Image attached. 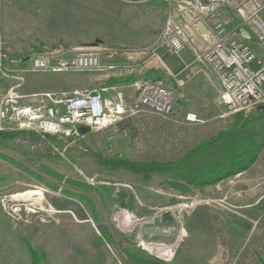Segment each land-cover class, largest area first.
<instances>
[{
    "label": "rangeland",
    "instance_id": "obj_1",
    "mask_svg": "<svg viewBox=\"0 0 264 264\" xmlns=\"http://www.w3.org/2000/svg\"><path fill=\"white\" fill-rule=\"evenodd\" d=\"M105 2L109 4L108 8L98 6ZM26 3L34 4V0H16L11 7L8 0H0V36L6 42L5 56L14 59L17 55L29 54L32 47L40 42L50 46L65 44L67 47H86L100 39L102 42L96 45L107 49L102 54V63L117 66L105 71L30 75L29 81L31 76H40L43 83L51 82V87L93 88L102 85L101 82L111 74L136 72L142 75L146 66L159 65L169 76L176 75L185 82L184 88L188 94L185 109L207 120L204 123H188L181 116L167 119L151 113H137L124 118L115 126L77 140L74 147L68 150L70 162L48 155L4 151L15 162L0 160V234L11 233L9 228H12L16 234H25L28 242L36 243L42 250L55 248L86 252L98 247L114 252V260L118 264H126L124 250L131 248L136 239L174 248V255L168 261L159 255L160 250L149 252L139 248L144 255L164 264H179L180 257L177 255L180 249L186 255L187 264H249L246 255L248 241L241 240L238 250L231 251L223 233L227 228L223 218H250L254 221L258 215L256 212L260 207L251 209L254 207L248 208L247 205L264 194V149L247 170L203 190L193 188L187 194L170 187L165 178L157 175L144 181L140 175L125 171L108 174L97 165L96 153L104 157L125 156L138 161L175 159L189 147L225 129L233 116H216L220 113L215 103L220 87L207 65L199 64L182 70L183 61L189 62L193 58L192 54L189 56L190 51L186 48L181 52L182 61L179 56L169 54L159 46L157 40L165 23L167 7L163 18H148L155 28L162 26V29L150 47L141 48L144 46L139 43L149 45L144 40L140 41L138 35L142 21L147 20L140 16L144 2L130 5L123 0H91V5L75 6L74 11L60 9V15L52 18L24 16ZM152 46H156V53L162 62L157 57H149L141 67H123L129 62V54L147 52ZM113 51L122 54H111ZM199 75L205 78V82L197 89L194 78ZM126 90L132 94L130 89ZM71 164H75L92 179L91 185H100V181L130 184L135 193H129L136 195L140 202L134 198L132 208L127 209L115 200L118 193L115 190L112 191V199L105 203L97 192L84 191L92 200L98 217L97 221L92 220L86 204L63 193L64 189L76 190L65 182L68 178L90 184L74 171ZM29 171L39 174L42 179H36ZM56 175L63 176V179L59 180ZM25 189L38 190L42 199H10V195ZM154 189V193H149ZM180 195L200 199L191 212L182 216V222L169 213L161 214L159 208L166 202L179 200ZM261 202H264V198ZM120 209L128 212L120 214ZM122 220L128 225L122 223ZM8 222L9 227L6 226ZM184 227L194 231L185 241L182 236ZM1 240L0 258L6 253Z\"/></svg>",
    "mask_w": 264,
    "mask_h": 264
},
{
    "label": "built area",
    "instance_id": "obj_2",
    "mask_svg": "<svg viewBox=\"0 0 264 264\" xmlns=\"http://www.w3.org/2000/svg\"><path fill=\"white\" fill-rule=\"evenodd\" d=\"M159 1L166 4L167 15L158 44L167 53L179 57L186 48L191 52L193 58L189 62L180 57L184 63L182 70L199 64L209 67L220 87L215 98L220 113L216 116L225 117L255 105H264V0ZM5 45L0 36V82L13 81L5 90H0V131L16 133L9 145L19 151L70 162L68 150L77 140L115 126L137 113H151L167 119L181 116L188 123L207 120L193 111L183 110L182 103L187 97L185 82L172 74L169 77L174 83L163 77L138 79L126 85L21 93L20 88L30 73L105 71L117 66L102 63V54L107 49L97 45L70 46L55 53L31 52L25 65L10 66L3 58ZM127 57L129 62L123 67L140 66L149 57L161 60L156 46ZM126 89L132 91L129 98ZM81 126L87 131L82 133ZM71 165L93 184L79 167ZM99 183L112 185L116 192L124 188L135 193L128 183ZM151 191L149 193H154L156 189ZM133 198L139 201L136 195ZM179 198L159 208L161 214L169 213L182 222V216L191 212L200 199L184 195ZM125 212L128 211L119 210L120 214ZM122 223L126 224L124 220ZM134 243L137 248L149 252L160 250L159 255L165 261L174 255L171 246L142 239Z\"/></svg>",
    "mask_w": 264,
    "mask_h": 264
},
{
    "label": "trees",
    "instance_id": "obj_3",
    "mask_svg": "<svg viewBox=\"0 0 264 264\" xmlns=\"http://www.w3.org/2000/svg\"><path fill=\"white\" fill-rule=\"evenodd\" d=\"M66 47L67 45L65 44L50 46L40 42L34 45L31 51L55 53ZM113 53L116 54L118 52ZM29 54L17 55L14 59H10L9 56L4 55L3 58L4 62L10 66H23ZM163 77L170 78L162 67L152 65L146 66L145 72L142 75L136 72L111 74L101 84L126 85L138 79H157ZM170 81L174 83L171 78ZM257 106L255 105L247 110L233 114L225 129L189 147L175 159L166 161H138L130 160L125 156L104 157L100 153H96L97 165L108 174L125 171L134 175H140L144 181H149L153 175L163 177L170 187L182 194L190 193L193 188L201 189L207 186H214L222 180L247 170L258 159L261 151L264 149V111L257 109ZM15 134V132L0 131V160L10 163L15 162V159L4 152H19L18 149L12 148L9 145L10 139ZM49 137L52 140H56L54 136ZM73 147L72 145L69 149ZM41 168L43 169V167ZM29 173L38 180L42 179L39 174L33 171H29ZM56 177L59 180L63 179V176L60 175H56ZM65 182L76 190L70 191L64 189L63 193L86 204L91 212L90 218L97 221L98 217L92 200L83 192L95 191L98 193L101 201L105 203L106 200L112 199L114 187L105 184L91 185L73 178H68ZM115 200L121 207L131 209L134 198L129 191L121 188ZM165 218L169 219L167 216ZM107 239L109 240V238ZM24 242L30 254L31 264H42L45 258L44 251L39 247L32 246L27 240ZM98 244L97 242L96 245L98 246ZM97 249L99 248L97 247ZM127 253L130 259L138 260L141 264H164L153 257L144 255L140 250L135 249L136 255H133L130 249H127ZM99 260H103V257H89L86 264H99ZM261 264H264L263 260H261Z\"/></svg>",
    "mask_w": 264,
    "mask_h": 264
},
{
    "label": "crops",
    "instance_id": "obj_4",
    "mask_svg": "<svg viewBox=\"0 0 264 264\" xmlns=\"http://www.w3.org/2000/svg\"><path fill=\"white\" fill-rule=\"evenodd\" d=\"M16 0H8V5L11 7L13 2ZM25 2H29V0H25ZM124 3L127 4H138L144 2V4L141 6L143 10H140V16L146 17L147 20H141L142 21V28L138 32V35H140L139 40H144L146 44L149 45H143V43L140 46H144L141 48H148L152 45V42L156 38V35L158 34V31L162 29V26L159 28H155L154 23L148 19L150 16H159L160 18L164 16L165 14V8L167 7L166 4L159 0H127L124 1ZM85 5H91V0H34V4L26 3L24 5V9L26 10L24 13V16H35L38 18L42 17H54L58 16L59 10H68L71 9L74 11L75 6H85ZM105 6L109 7V4L107 2L98 4V6ZM99 6V7H100ZM157 7V8H156ZM20 10V8H19ZM144 22V24H143ZM150 22V23H149ZM163 22V21H162ZM115 52V51H113ZM111 52V54L113 53ZM118 52V51H117ZM189 52V50H188ZM119 55H121V52H118ZM189 52V56H190ZM141 67V66H140ZM165 68H167L165 66ZM62 73V72H57ZM124 73H130V72H124ZM43 74L47 75V73H30L27 74L25 83L21 86L20 92L21 93H33V92H39V91H56L61 89H68L65 87H58L56 86H50L51 82L43 83V78L40 76H31L30 81L28 80V76L30 75H38ZM49 74V73H48ZM106 77V76H105ZM196 77V76H195ZM196 80V88L199 89L202 85V82H205V78L202 76H197L194 78ZM48 81V80H47ZM13 81L12 80H2L0 82V90H5ZM48 84V85H47ZM70 89V88H69ZM186 89V88H185ZM192 88L189 89V92H191ZM130 91L126 90L125 94L129 98L131 96ZM132 92V91H131ZM187 94V90H186ZM188 96V94H187ZM188 97H186V100L182 103V108L184 111H189L185 109L188 104L187 102ZM207 187L201 188L202 190ZM200 189V188H197ZM200 189V190H201ZM264 198V194L260 195L258 199H256L253 202H249L247 207H254L251 209H258L256 213L258 215L253 219L254 221H251L250 218L247 219H240L238 217H226L223 218V224L226 225V230L223 231L225 234L227 241L229 242V247L231 248V251L236 252L238 250V243L241 240L248 241L247 250L246 253L247 259L249 261V264H261V260L264 261V202L262 203V199ZM254 212V211H253ZM255 222V223H254ZM10 222L6 226L9 227ZM9 231L11 233H4L2 236V243L3 246L6 248V253L3 254L2 258H0V264H31L30 254L28 252V249L25 244V240H28L26 238V235L22 232H13L12 228H9ZM183 238L184 241L189 238L191 234H193V230L189 227H184L183 229ZM139 239H136L135 241H138ZM132 241V240H131ZM134 241V242H135ZM30 243V242H29ZM133 243V241H132ZM31 244V243H30ZM34 247H38V245L31 244ZM41 248V247H40ZM42 249V248H41ZM127 249H130L131 253L133 255L135 254V249L139 250V248L136 247L135 244H132L131 248H125L124 250V256L126 258V264H141L138 260L130 259L128 257ZM45 253V259L42 261V264H86L87 258L89 257H103V260H99V264H118L116 260H114L115 256L114 252L111 251L108 252L103 249H89L86 252L78 251V250H59L55 248L46 249L44 250ZM178 258L180 257L179 264H187L185 258L186 255L182 254V249L178 252ZM97 264V263H95ZM175 264V263H172Z\"/></svg>",
    "mask_w": 264,
    "mask_h": 264
},
{
    "label": "bare ground",
    "instance_id": "obj_5",
    "mask_svg": "<svg viewBox=\"0 0 264 264\" xmlns=\"http://www.w3.org/2000/svg\"><path fill=\"white\" fill-rule=\"evenodd\" d=\"M42 199L41 193L34 189H25L24 191L16 192L10 195L12 201H22V200H35Z\"/></svg>",
    "mask_w": 264,
    "mask_h": 264
},
{
    "label": "water",
    "instance_id": "obj_6",
    "mask_svg": "<svg viewBox=\"0 0 264 264\" xmlns=\"http://www.w3.org/2000/svg\"><path fill=\"white\" fill-rule=\"evenodd\" d=\"M101 42H102V40H100V39H96L92 44H93V45H96V44L101 43ZM256 108H257V109H261V110L264 111V105H258ZM80 130H81L82 133H84V132L87 131V128L84 127V126H81V127H80Z\"/></svg>",
    "mask_w": 264,
    "mask_h": 264
}]
</instances>
